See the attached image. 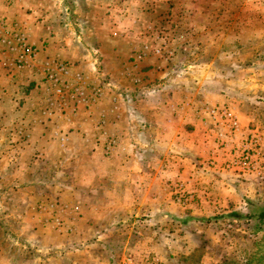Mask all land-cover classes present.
I'll list each match as a JSON object with an SVG mask.
<instances>
[{
  "label": "rangeland",
  "instance_id": "rangeland-1",
  "mask_svg": "<svg viewBox=\"0 0 264 264\" xmlns=\"http://www.w3.org/2000/svg\"><path fill=\"white\" fill-rule=\"evenodd\" d=\"M127 10L140 22L138 36L125 37ZM0 22L10 32L19 29L24 33L40 61H64L101 85L103 100L85 111L102 113L111 106L107 108L111 116V110L119 108V100H123L119 93L134 92L132 87L127 89L123 77L137 78L133 63L141 43V79L157 82L162 76H179L177 94H197L191 99L210 102L202 110L225 109L238 119V131L233 133L202 113L201 126L214 129L209 138L210 158L205 167L199 165L209 175L206 194L196 198V192L188 193L176 183L168 192L171 196L162 200V212L123 215L110 233L115 243L108 254L119 246L112 254L113 264H122L125 256L134 264H146L151 257L159 258L161 264H264V220L254 232L257 220L230 217L232 212L246 213L250 204L256 212L264 209V0H0ZM10 58L0 51V264H57L59 254L82 264L89 258L87 250L101 261L102 251L107 250L104 243L102 248H89L87 240L71 243L65 238L63 248L60 244L47 248L50 259L43 261L38 240L33 241L36 245L17 241L33 238L30 229L34 224L52 226L51 214L40 212L38 206L42 201L60 205L62 195L60 184L52 178V167L43 166L38 175L31 171L33 150L37 154L38 148L54 149L39 142L44 129L40 119L47 106L43 70L40 64L14 69ZM106 60L116 62L106 65ZM126 63L136 68L131 75L122 69ZM143 92L141 88V97ZM252 137L258 138L261 149L257 169L246 173L229 167ZM56 154L54 149L51 157ZM179 188L192 196L185 205L175 202ZM27 208L31 216L26 219ZM168 213L198 220L189 228L173 229L165 218ZM52 228L57 235L68 236L76 232L77 224L68 233ZM42 236L56 242L49 233Z\"/></svg>",
  "mask_w": 264,
  "mask_h": 264
},
{
  "label": "crops",
  "instance_id": "crops-1",
  "mask_svg": "<svg viewBox=\"0 0 264 264\" xmlns=\"http://www.w3.org/2000/svg\"><path fill=\"white\" fill-rule=\"evenodd\" d=\"M127 12L124 14L126 15L124 20L122 15L123 23L126 25L125 37L126 34L138 36L140 22L136 20L135 14L132 15L129 10ZM138 46L135 50L137 57L141 55V43ZM55 55L59 56V54ZM137 57L133 63H136L137 69L132 68L133 64L129 63L122 68L128 69L125 72L128 75H131L130 71L135 69L136 74L138 73L136 84L131 76L123 77L126 87H132L136 93L131 102L133 107L129 108L130 102L119 100L120 107L111 110L113 112L111 116H108L107 110L111 106L105 107L104 127L98 126L101 113L97 110H79L75 115L67 116L44 115L40 119L44 129L39 142L43 146L45 143L47 146H52L57 156L51 157L54 149L38 148L37 154L33 150L35 156L30 162L31 171L38 175L47 164L53 168L52 178L55 176L53 180L61 186L60 206L66 208H64V216L70 219L66 222L77 224L75 233L59 236L51 225L46 227L37 223L33 225V229H30L33 238L17 239L30 245H36L33 241L38 240L37 243L41 245L38 252H41L43 261L50 259V255L47 256V248L51 247V244H60L59 247L62 245L63 248L65 242L63 239L67 238L71 243L79 239L87 240L89 248L97 246L102 248L103 243L107 248L101 253V261L87 250L89 258H86L82 264H113L112 254H108V249L114 246L115 242L110 233L113 232L114 226L119 225L123 215L127 218L130 213L132 216V213L162 212V209H165L162 200L171 196L168 192L176 183L183 186L184 191L188 193L196 192V198L202 199L206 194L205 184L209 175H204L199 165L202 164L204 167L207 165L204 162L210 158L208 157L210 154L208 150L211 149L209 138L214 135V129L210 127L205 129L201 126L203 114L208 116L202 110V105L210 103L209 100L191 99V95L197 94H182V92L177 94L179 76L165 78L162 76L157 82L144 76L141 79V59ZM115 62L106 60V65ZM153 71L158 74L157 70ZM141 88L145 89L147 95L143 92L142 95L145 96L141 97ZM151 96L152 98H149ZM216 99L217 102L222 100L219 97ZM105 100V103H110V100ZM103 132L116 139L117 146L112 155L104 154L105 137L101 135ZM211 133L213 135H210ZM205 153L207 156H203L206 155ZM199 157L200 159L204 157V160L199 161ZM9 177H12V173ZM67 196L68 198L65 199ZM70 196L73 198L69 199ZM31 209L27 208L25 211L26 219L31 216ZM43 233H49L56 242L52 243L50 239H44ZM13 239L15 240V236ZM76 260L77 258L70 260V256L65 254H59V258H56L57 264H75Z\"/></svg>",
  "mask_w": 264,
  "mask_h": 264
},
{
  "label": "built area",
  "instance_id": "built-area-1",
  "mask_svg": "<svg viewBox=\"0 0 264 264\" xmlns=\"http://www.w3.org/2000/svg\"><path fill=\"white\" fill-rule=\"evenodd\" d=\"M0 48L11 56L9 65L14 69H22L40 64L43 73L44 88L47 93L46 109L44 115L67 116L75 115L79 110L97 107L104 98V90L95 81H90L82 72L74 69L68 63L58 59H48L40 61L37 49L28 42L26 35L20 30L12 29L9 31L8 25L0 22ZM0 50V51H3ZM141 59V55L137 57ZM136 84L138 80L134 78ZM116 99L114 98V101ZM206 114L219 125H226L235 133L238 131V119L234 112L225 109L206 108ZM106 114L104 111L99 116L98 126L104 127ZM104 154L110 155L117 146L116 139L103 132ZM257 137H252L249 144L241 148V155L232 159L229 167H238L246 173H253L257 169V164L261 158L260 144ZM62 140V138H61ZM240 149V148H239ZM236 169V168H235ZM192 196L185 193L182 189H177L174 199L177 204L185 205ZM65 208V207H64ZM55 203L42 202L38 209L40 212L51 214L50 222L57 232H72L73 224H67L64 217V209ZM72 220H74L72 218ZM122 264H134L131 257L125 256ZM146 264H161L157 257L146 258Z\"/></svg>",
  "mask_w": 264,
  "mask_h": 264
},
{
  "label": "trees",
  "instance_id": "trees-1",
  "mask_svg": "<svg viewBox=\"0 0 264 264\" xmlns=\"http://www.w3.org/2000/svg\"><path fill=\"white\" fill-rule=\"evenodd\" d=\"M120 96L123 98L124 102H132L134 96H136L135 92H126V91H121ZM254 204H250L249 206V210L246 213H240V212H232L230 214V217L233 220H250V219H255L258 222L255 224V228L256 230L254 232H257L258 230H260V228H258V225H260L262 223V221L264 220V209L259 210V212H256L253 210ZM165 218H167L170 222V224L172 225L173 229L176 227H181V229L184 228H189V226L192 225V222L195 220H198L197 218H192V216H184V217H179L177 215H172V214H166ZM164 218V219H165ZM162 219H158V222L161 223ZM199 221H204V219H199ZM154 229L158 230V224L154 225ZM173 229H170L171 232L173 231ZM168 237H171V235H169ZM119 250V247L116 248V251H112V254L115 255L114 253L117 252ZM112 256V255H111Z\"/></svg>",
  "mask_w": 264,
  "mask_h": 264
}]
</instances>
